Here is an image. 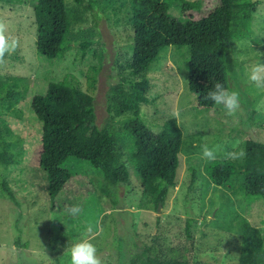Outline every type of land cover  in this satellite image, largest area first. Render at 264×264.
I'll return each instance as SVG.
<instances>
[{
    "label": "rangeland",
    "instance_id": "374dc122",
    "mask_svg": "<svg viewBox=\"0 0 264 264\" xmlns=\"http://www.w3.org/2000/svg\"><path fill=\"white\" fill-rule=\"evenodd\" d=\"M204 1L206 13L215 1ZM259 1L253 17L255 34L233 42L237 69L222 105L200 107L198 95L188 88L189 46H167L149 66V102L141 104V120L159 132L163 121L176 116L188 140L180 152L176 186L166 205L154 211L140 208L141 177L129 161L136 143L126 127L129 115L108 112L111 87L133 76L128 0H98L96 15L86 8L90 0H66L73 18L79 9L84 29L98 31L86 57L78 61L76 46L60 59L37 50V0H0V48L5 42L15 43L8 53L0 50V72L5 78L6 73L24 76L28 86L18 104L22 119L9 110L7 100L0 103V114L14 131L6 136V146L21 162L0 170L8 174L14 193L13 198L3 193L0 177V264H142L143 252L155 235L157 240L186 238L188 217L194 218L195 260L238 263L244 221L264 234V200L232 195L213 184L205 164L213 158L240 162L248 139L264 141V0ZM166 3L170 15L184 16L181 0ZM73 27L76 32L78 24ZM93 65L100 67L94 90L87 81ZM66 72L78 75L94 96L97 124L109 126L117 136L131 181L109 183L87 161L70 158L64 166L75 176L53 200L47 173L40 166L43 122L31 102Z\"/></svg>",
    "mask_w": 264,
    "mask_h": 264
},
{
    "label": "trees",
    "instance_id": "16d2710c",
    "mask_svg": "<svg viewBox=\"0 0 264 264\" xmlns=\"http://www.w3.org/2000/svg\"><path fill=\"white\" fill-rule=\"evenodd\" d=\"M214 1L210 10L203 13L208 9L204 7V0H181L180 14L184 16L175 17L169 14L166 0H128L132 33L127 43L129 71L133 76L111 87L108 112L129 115L126 127L136 138L129 161L141 177L140 208L159 211L166 205L170 191L176 186L180 152L188 143L176 116L163 121L159 132L141 120V104L149 102L147 92L151 81L146 75L149 66L167 46H189L188 88L198 95L200 107L220 106L230 89L231 74L237 69L233 42L255 34L253 17L259 0ZM98 5V0H90L86 8L96 15ZM34 11L36 48L41 54L60 59L76 46L74 59L86 57L98 31L82 27L79 9L73 18L66 0H37ZM75 23L78 24L76 32ZM13 42H5L1 52L15 49ZM99 70L95 65L89 68V89L97 88ZM5 75L7 78L0 72V103L7 100L9 110L22 119L23 111L18 104L28 91L26 78L12 73ZM137 75L140 77L136 78ZM31 107L43 122L40 166L47 173L53 200L75 176L64 166L70 158L87 161L109 183L131 181L122 146L109 126L97 124L94 96L83 87L78 75L66 72L60 80L51 81L45 94L33 96ZM13 132L0 114V170L21 163L5 143L6 136ZM205 172L213 184L228 189L232 195L264 200V141L248 139L242 161L213 158L205 164ZM0 177L3 193L13 198L8 174L4 171ZM193 222V217L186 220V238L157 240L155 235L143 252L142 264H208L195 260ZM237 264H264L263 231L248 220L243 224Z\"/></svg>",
    "mask_w": 264,
    "mask_h": 264
}]
</instances>
